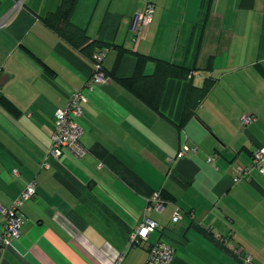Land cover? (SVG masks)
Here are the masks:
<instances>
[{
	"label": "crops",
	"instance_id": "crops-1",
	"mask_svg": "<svg viewBox=\"0 0 264 264\" xmlns=\"http://www.w3.org/2000/svg\"><path fill=\"white\" fill-rule=\"evenodd\" d=\"M63 1L0 0V204L36 183L0 264H145L160 237L171 264H264V174L252 167L264 149V0H152L137 38L150 0H77L72 24L103 45L92 52L108 50L109 81L92 88L90 49L46 20ZM158 61L184 75L164 79ZM78 90L86 155L42 169L54 114ZM245 115L255 119L244 126ZM185 146L197 153L180 155ZM239 167L250 171L234 183ZM158 192L164 209L149 217L168 228L132 246ZM5 222L0 213V236Z\"/></svg>",
	"mask_w": 264,
	"mask_h": 264
},
{
	"label": "built area",
	"instance_id": "built-area-1",
	"mask_svg": "<svg viewBox=\"0 0 264 264\" xmlns=\"http://www.w3.org/2000/svg\"><path fill=\"white\" fill-rule=\"evenodd\" d=\"M155 12V4L150 0L144 10L138 13L133 22V33L137 38L152 22ZM107 53L102 52L95 56L94 69L91 79L88 83L89 88L106 84L109 80L103 69V61ZM87 98L82 90L73 93L68 105L63 109H58L54 114V129L51 136V147L49 148L43 162L42 169H50L51 163L57 161L65 151H69L76 158L81 159L86 155V150L81 146V137L83 135L82 127L77 123L76 119L82 115L83 104ZM252 115H245L241 118L242 125H248L254 121ZM197 148L185 146L181 149L180 155H185L188 152L197 153ZM214 158L210 157L208 163L214 162ZM173 161V158L170 159ZM264 149H258L253 154L252 167L258 169L264 174ZM250 169L239 167L238 175L234 177V183H238L242 177L249 173ZM36 194V183L32 181L28 184L25 190L16 198L9 208L0 204V213L5 216L6 222L0 236V255L9 247H12L14 240L20 239L22 236L23 219L21 209L26 201L33 198ZM165 201L162 199L161 193H154L150 198L148 206L145 209L143 218L132 232L130 243L134 246L141 245L147 242L150 235L156 231H164L168 227L161 226L158 222L149 217L152 210L161 212L164 209ZM182 220V210L177 207L173 216L172 223H178ZM169 227H172L171 225ZM221 239L220 236H216ZM175 255V248L171 243L159 239L149 250L148 259L145 264H171ZM123 258H119L115 264H122ZM252 261L251 256L246 259L247 263Z\"/></svg>",
	"mask_w": 264,
	"mask_h": 264
},
{
	"label": "trees",
	"instance_id": "trees-1",
	"mask_svg": "<svg viewBox=\"0 0 264 264\" xmlns=\"http://www.w3.org/2000/svg\"><path fill=\"white\" fill-rule=\"evenodd\" d=\"M76 1L77 0H64L63 3L61 4V6L59 7V9L55 13H52L46 20H48L49 22L50 21L52 22L54 19L56 22L55 26H56L57 30L59 31V33L62 36L69 39L77 47L83 48V49L85 48V50L90 49V51H91L90 59L93 63V67H94L95 56L97 54L102 53V52L107 53L108 50L107 49H101L99 51L97 50L95 52H92V51H94L93 49H95L96 46L102 47L103 45L98 44V43H90V40H89L88 36L84 33V31L78 29L76 26H74L72 24L71 14H72V11L74 10ZM103 69H104V61H103ZM158 70L160 72H162V70H163L162 77H164V79L167 78L168 76H179L180 77V76H183L184 75L183 72H185L182 67H177V66H174L170 63L163 62V61H158ZM104 72H105V70H104ZM210 86H211L210 83H207L202 88H196V90H198L197 91L198 92V95H197L198 96L197 97L198 102L207 94L208 90L210 89ZM159 239H162V237H160ZM132 246H134V245H132ZM137 246H140V245H137ZM150 248H149V250H150ZM148 254H149V251H148Z\"/></svg>",
	"mask_w": 264,
	"mask_h": 264
}]
</instances>
